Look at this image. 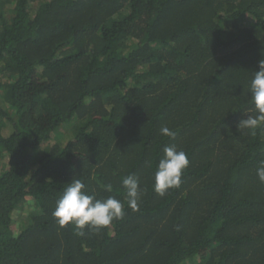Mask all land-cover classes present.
I'll list each match as a JSON object with an SVG mask.
<instances>
[{
  "label": "trees",
  "instance_id": "1",
  "mask_svg": "<svg viewBox=\"0 0 264 264\" xmlns=\"http://www.w3.org/2000/svg\"><path fill=\"white\" fill-rule=\"evenodd\" d=\"M262 59L264 0H0V264H264V124L237 127ZM73 179L123 218L59 226Z\"/></svg>",
  "mask_w": 264,
  "mask_h": 264
},
{
  "label": "clouds",
  "instance_id": "2",
  "mask_svg": "<svg viewBox=\"0 0 264 264\" xmlns=\"http://www.w3.org/2000/svg\"><path fill=\"white\" fill-rule=\"evenodd\" d=\"M249 91L256 114L242 119L237 126L238 129H254L264 124V59L259 62V70L253 73ZM160 131L164 136L174 137L175 135L166 126L162 127ZM163 152L164 155L159 160L155 173L154 185V190L160 196L181 184L183 171L189 164L187 154L184 151H178L175 145L166 146ZM257 176L261 182H264V160L259 161ZM122 185L127 191L128 207L137 210L140 193L138 179L129 175L122 180ZM107 188L111 190V185H108ZM124 214V206L120 200L112 196L99 200L93 195H88L86 185L80 179L71 180L62 196L57 200L52 213L61 227L72 223L76 229H84L85 226H88L90 230L97 231L107 228L114 219L123 218ZM83 234V231L77 232V235Z\"/></svg>",
  "mask_w": 264,
  "mask_h": 264
},
{
  "label": "rangeland",
  "instance_id": "3",
  "mask_svg": "<svg viewBox=\"0 0 264 264\" xmlns=\"http://www.w3.org/2000/svg\"><path fill=\"white\" fill-rule=\"evenodd\" d=\"M54 140H55V139H53V143H54ZM62 141H63V140H62ZM14 213H15V212H14ZM13 228H14V229H20V228H22V223H21V221H20V219H19L18 212L15 213V214H13Z\"/></svg>",
  "mask_w": 264,
  "mask_h": 264
}]
</instances>
